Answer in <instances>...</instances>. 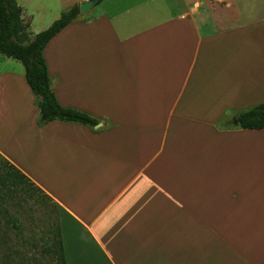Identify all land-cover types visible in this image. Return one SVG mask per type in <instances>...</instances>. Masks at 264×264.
<instances>
[{
	"label": "crops",
	"instance_id": "crops-1",
	"mask_svg": "<svg viewBox=\"0 0 264 264\" xmlns=\"http://www.w3.org/2000/svg\"><path fill=\"white\" fill-rule=\"evenodd\" d=\"M172 1L102 0L44 48L94 127L38 126L5 74L0 156L54 204L65 264H264V129L234 124L264 103V9Z\"/></svg>",
	"mask_w": 264,
	"mask_h": 264
},
{
	"label": "trees",
	"instance_id": "trees-1",
	"mask_svg": "<svg viewBox=\"0 0 264 264\" xmlns=\"http://www.w3.org/2000/svg\"><path fill=\"white\" fill-rule=\"evenodd\" d=\"M22 12L15 0H0V55L23 65L24 79L39 109L37 125L44 126L51 121H61L88 127L96 126V119L58 104L51 89L43 57V50L50 40L78 18L79 5L76 4L62 13L50 27L34 36L28 32L29 24L23 20ZM236 121L241 129H264V103L241 113ZM20 189L30 191L31 194L33 190L40 191L26 176L0 156V205L6 199H14ZM10 222L13 223V220ZM44 251L52 259V264H65L57 224L51 225L48 230Z\"/></svg>",
	"mask_w": 264,
	"mask_h": 264
},
{
	"label": "rangeland",
	"instance_id": "rangeland-1",
	"mask_svg": "<svg viewBox=\"0 0 264 264\" xmlns=\"http://www.w3.org/2000/svg\"><path fill=\"white\" fill-rule=\"evenodd\" d=\"M15 1L23 8L22 18L25 22H27L28 16L30 18L32 13L34 14V19L28 20V32L34 36L46 30L60 18L62 13L73 7L75 0ZM164 2L167 3L164 12L166 15L170 11H175L176 7L171 3L172 0H158L157 3L161 5ZM257 8L264 9V0H258ZM55 47H60V44L58 43V46L55 45ZM7 73L21 74L22 76L24 67L20 62L0 55V78H4L0 81V106L5 98L12 93L11 87L6 84L9 82L5 77ZM13 89L17 94L16 86ZM5 118L6 116L0 114V121ZM262 144L264 145V142ZM262 180L260 188L263 191L264 176ZM1 204L0 264H52V259L46 254L44 248L46 239H48V230L56 222L54 204L39 191L33 190L31 194L30 191L24 189H20L14 199H6ZM10 220H13V223Z\"/></svg>",
	"mask_w": 264,
	"mask_h": 264
},
{
	"label": "water",
	"instance_id": "water-1",
	"mask_svg": "<svg viewBox=\"0 0 264 264\" xmlns=\"http://www.w3.org/2000/svg\"><path fill=\"white\" fill-rule=\"evenodd\" d=\"M97 2L98 0H82L79 3V14L85 15ZM234 124H237V121H234Z\"/></svg>",
	"mask_w": 264,
	"mask_h": 264
}]
</instances>
